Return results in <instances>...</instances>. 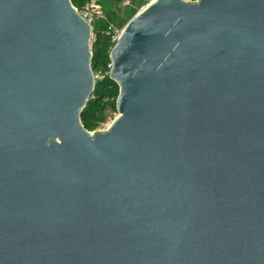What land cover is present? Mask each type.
<instances>
[{"label":"water","instance_id":"1","mask_svg":"<svg viewBox=\"0 0 264 264\" xmlns=\"http://www.w3.org/2000/svg\"><path fill=\"white\" fill-rule=\"evenodd\" d=\"M92 17L0 0V264H264V0H153L110 51Z\"/></svg>","mask_w":264,"mask_h":264},{"label":"trees","instance_id":"2","mask_svg":"<svg viewBox=\"0 0 264 264\" xmlns=\"http://www.w3.org/2000/svg\"><path fill=\"white\" fill-rule=\"evenodd\" d=\"M74 6L82 8L85 0H71ZM122 0H101L105 11L106 18L95 20L92 23V60L91 66L93 71H110V51L114 43L111 35L107 33L110 23L118 27L124 25L138 12L139 8L147 3V0H130L123 11V14H118L114 10V5ZM118 83L106 74L105 78L95 83L94 90L90 96L86 106L80 113V119L84 127L93 131L97 126L106 119L107 110L109 107L116 108V101L119 95Z\"/></svg>","mask_w":264,"mask_h":264},{"label":"built area","instance_id":"3","mask_svg":"<svg viewBox=\"0 0 264 264\" xmlns=\"http://www.w3.org/2000/svg\"><path fill=\"white\" fill-rule=\"evenodd\" d=\"M75 8L77 11L84 10L85 12H87L92 17L93 22L95 20H101V19L106 18L105 11L103 8V4L101 3V0H85V3L81 9L78 8L77 6H75ZM123 28L124 27H118L117 25H115L113 23L109 24L107 33L111 35V39H112V42L114 44L119 39V37L123 31ZM109 66L111 68V64ZM106 74H110V71L108 73H105V72L100 71V70L99 71H93L94 82L96 83L97 81L104 79Z\"/></svg>","mask_w":264,"mask_h":264},{"label":"rangeland","instance_id":"4","mask_svg":"<svg viewBox=\"0 0 264 264\" xmlns=\"http://www.w3.org/2000/svg\"><path fill=\"white\" fill-rule=\"evenodd\" d=\"M152 0H147V3L143 4L139 10L143 7L146 6L147 4H149ZM130 0H122L121 2H119L118 4L114 5V10L118 13V14H123V11L125 9V7L127 5H129ZM138 10V11H139ZM92 42V37H91V41L90 44ZM120 115V112L117 110L116 108H111L109 107L107 110V115H106V119L104 121H102L95 130H107L109 128V126L111 125L112 121L117 118Z\"/></svg>","mask_w":264,"mask_h":264}]
</instances>
